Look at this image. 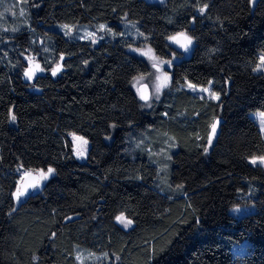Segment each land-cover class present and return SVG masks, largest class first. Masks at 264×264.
<instances>
[{
  "label": "trees",
  "instance_id": "16d2710c",
  "mask_svg": "<svg viewBox=\"0 0 264 264\" xmlns=\"http://www.w3.org/2000/svg\"><path fill=\"white\" fill-rule=\"evenodd\" d=\"M29 3V23L0 33V264H77L75 245L106 251V264H264V168L246 159L264 155L248 115L264 113V0ZM125 18L159 58L176 57L171 83L148 106L132 84L149 72L132 51L137 41L51 27L120 31ZM178 32L191 40L187 55L169 40ZM186 81L210 83L220 98ZM72 131L90 141L84 161L70 152ZM49 168L17 200L23 176ZM251 203L253 211L229 212ZM120 213L130 227L116 222Z\"/></svg>",
  "mask_w": 264,
  "mask_h": 264
},
{
  "label": "rangeland",
  "instance_id": "374dc122",
  "mask_svg": "<svg viewBox=\"0 0 264 264\" xmlns=\"http://www.w3.org/2000/svg\"><path fill=\"white\" fill-rule=\"evenodd\" d=\"M30 3L29 0H0V33L9 34L10 32H14L17 27L21 25L29 23L30 16ZM67 25L68 28H64L63 26ZM101 25H104L101 28ZM119 25L121 27L120 31H115V29L108 27V25L104 22H95V23H77V24H69V23H54L52 24L53 29H57L61 33H63L66 37L69 38H78L91 40L93 42L105 36H116V35H124L132 37L134 41H137V45L132 47V51L135 52L138 56L146 60L149 66V72L147 74H139L134 77L132 84L135 90L139 94V86L142 84L147 85L149 92V99L145 102L148 106L152 99H157L162 90L169 86L171 83V68L172 63L176 59V57H172L170 59H162L159 58L149 44L144 41V36L140 32L137 21H133L130 19H122L119 21ZM183 34L187 38V44L183 48H178L174 43V37ZM170 42L174 47L180 49L184 55L190 53L191 43H189V38L186 36L184 32H178L169 37ZM49 42L47 40L44 41L43 49H48ZM260 61L256 68L257 71H263L264 62H262L261 57L264 56V53H260ZM58 65V62L55 63V66ZM185 89L191 91L192 93L210 97L214 100H218L220 98L219 94L211 91L210 83L207 85H200L190 81H186L182 85ZM248 115L258 124L263 136H264V113L261 110H251L248 112ZM217 129L215 128V132H213V128L211 129V143H209V139L206 145L207 151L210 149L214 138L216 136ZM68 138L70 141V152L72 156L78 161H84L87 158L88 151L90 148V141L84 135L77 132H69ZM164 141L167 147L170 149L173 145L172 140L168 137L164 138ZM167 148V150H168ZM165 151V155H166ZM264 157V155H251L248 156L247 162L255 165L260 164L264 168V162H261L260 158ZM253 159L256 160V163H253ZM52 169V168H51ZM48 173V170L45 172ZM54 171L47 175V178H42L40 182H45L53 175ZM41 176V172H37ZM25 196L21 197L24 198ZM255 209L254 204L247 205H239L234 206L229 209V212L235 216H240L246 212L253 211ZM117 217H120V220H117ZM116 222L124 228L130 227L133 222L131 219L126 218L123 214H118L115 217ZM129 221L131 223H129ZM127 225V227L125 226ZM241 245L237 248L241 249ZM75 257L77 260V264H106L109 262L110 258L106 251L95 252L87 250L79 245H75Z\"/></svg>",
  "mask_w": 264,
  "mask_h": 264
},
{
  "label": "water",
  "instance_id": "95a60500",
  "mask_svg": "<svg viewBox=\"0 0 264 264\" xmlns=\"http://www.w3.org/2000/svg\"><path fill=\"white\" fill-rule=\"evenodd\" d=\"M174 43L178 48H183L187 44V38L184 35L179 34L174 37ZM139 96L141 100H147L149 98V92H148L147 85L142 84L139 86ZM144 97H146V99H144ZM38 180L40 183V180H42V177L41 176L39 177L36 171L28 172L23 176L20 182L19 188L23 190L27 186L36 184ZM32 189L33 187H28L27 192L25 193L24 196L30 195L32 193Z\"/></svg>",
  "mask_w": 264,
  "mask_h": 264
},
{
  "label": "snow or ice",
  "instance_id": "6c2138e0",
  "mask_svg": "<svg viewBox=\"0 0 264 264\" xmlns=\"http://www.w3.org/2000/svg\"><path fill=\"white\" fill-rule=\"evenodd\" d=\"M205 7H206V6H205ZM200 11L203 12L204 9L201 8ZM63 27H64V28H68L69 26L64 25ZM103 27H104V25H101V28H103ZM181 35H183V34H181ZM188 42L191 43V40L189 39ZM261 60H262V62H264V56L261 57ZM59 70H60V66L58 65L57 68L53 70L52 75H56V72L59 71ZM31 74H32L31 72H26V73H25V75H27V76H31ZM144 99H146V97H144ZM12 120H15V116H12ZM215 127H216V126H215V124H214V125L212 126V128H213V132H215ZM209 143H211V138H209ZM205 151H207V149H205ZM260 160H261V162H264V157H261ZM252 162H253V163H256V160L253 159ZM52 172H53V169L49 168V169H48V173H43V172H41V177L46 179V178H47V175L50 174V173H52ZM28 187H33V188H35L36 185L33 184V185H30V186H27V187H25L23 190H21L20 188H17V191H16V193H15L17 200H19L22 196L25 195V193L27 192V188H28ZM120 219H121L120 217H117V220H120ZM129 223H131V222L129 221ZM125 226L127 227V225H125Z\"/></svg>",
  "mask_w": 264,
  "mask_h": 264
},
{
  "label": "flooded vegetation",
  "instance_id": "af4514ba",
  "mask_svg": "<svg viewBox=\"0 0 264 264\" xmlns=\"http://www.w3.org/2000/svg\"><path fill=\"white\" fill-rule=\"evenodd\" d=\"M40 183H39V180L37 181V183L35 184V185H39Z\"/></svg>",
  "mask_w": 264,
  "mask_h": 264
}]
</instances>
